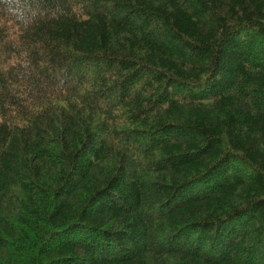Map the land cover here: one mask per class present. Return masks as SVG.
I'll use <instances>...</instances> for the list:
<instances>
[{"label":"trees","instance_id":"1","mask_svg":"<svg viewBox=\"0 0 264 264\" xmlns=\"http://www.w3.org/2000/svg\"><path fill=\"white\" fill-rule=\"evenodd\" d=\"M0 264H264V0H0Z\"/></svg>","mask_w":264,"mask_h":264}]
</instances>
